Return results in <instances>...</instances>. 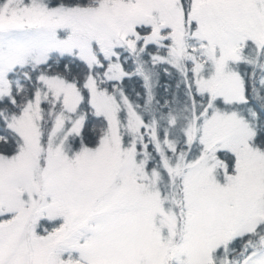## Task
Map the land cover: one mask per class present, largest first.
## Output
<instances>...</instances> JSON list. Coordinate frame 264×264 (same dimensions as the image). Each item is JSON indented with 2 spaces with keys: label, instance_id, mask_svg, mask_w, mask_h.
I'll use <instances>...</instances> for the list:
<instances>
[{
  "label": "snow or ice",
  "instance_id": "1",
  "mask_svg": "<svg viewBox=\"0 0 264 264\" xmlns=\"http://www.w3.org/2000/svg\"><path fill=\"white\" fill-rule=\"evenodd\" d=\"M0 264H264V0H0Z\"/></svg>",
  "mask_w": 264,
  "mask_h": 264
}]
</instances>
